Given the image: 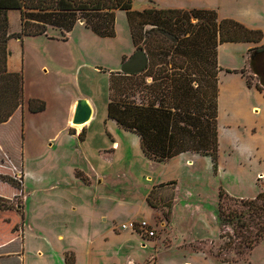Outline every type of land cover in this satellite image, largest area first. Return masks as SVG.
<instances>
[{
  "label": "rangeland",
  "instance_id": "obj_1",
  "mask_svg": "<svg viewBox=\"0 0 264 264\" xmlns=\"http://www.w3.org/2000/svg\"><path fill=\"white\" fill-rule=\"evenodd\" d=\"M132 1L136 6L145 2ZM147 5L158 7L155 0L147 1ZM7 15V31L10 33L19 31L18 11L10 10ZM114 27L115 36L107 38L96 36L78 23L67 35L66 41L47 38H61L60 31L51 27L47 29L46 35L24 37L26 57L22 73L25 97L31 93L59 92L60 99L64 101L70 92H76L79 96L89 97L93 104L87 124L76 128V125L71 123L74 128H69V131L83 130L85 142L82 145L77 136H70L67 131L65 102H62V105H51L43 113L27 112L23 118L20 111L16 110L5 125L4 122L0 124V137L9 138L13 149L20 153L19 157L22 159L19 163L18 157L0 154V174L13 176L17 180L22 177L21 199L24 206L26 235L30 239L34 235L29 224L47 222L44 216L36 217L37 196L34 186L37 181L46 182L51 179L54 172L50 169L49 156L53 155L52 157L60 164L76 160L85 174L93 176L92 185L87 188V193L81 194L87 202L81 212L82 216L91 220L92 217L96 218L97 210L98 212L108 210L109 196L113 200L117 195L118 198H122L123 195L119 194L121 192L124 194L126 190L133 192L132 198L141 195V190L149 183L150 177V181L153 182L170 178L177 180V202L171 220L170 209L175 193V182L156 184L150 193L152 207L161 211V227H158L156 220L155 225L153 224L156 232L154 237L161 233V240L156 248L150 243L141 247L140 235L116 228L131 216L140 220L148 218L149 214L136 208L135 201H132L134 199H131L128 205L122 206L112 201V215L117 224L113 233L119 232V236L116 238L105 223H96L95 229L90 227L89 230L87 227V238L97 237L91 251L92 262L182 264L184 260H189L190 264H264V238L240 254L233 248H221L228 235H232V229L219 218L217 212L219 189L234 198L243 199L253 198L259 191L264 192V99L259 100L254 93L249 95L251 104L259 107L255 108L256 113L250 116H231L229 102L224 104L225 112H222L221 116L224 117L225 123L221 117L222 120L217 126L216 172L212 170L209 156L197 153L190 155V164L180 156L160 163L151 161L141 152L135 134L122 130L114 121L106 118L107 72L120 70L121 57L129 55L133 49L124 11H115ZM14 41L11 39L8 44L12 55L17 57L19 44ZM243 47V44L238 43L221 46L219 49L221 64L242 65L245 54ZM45 59L49 69L47 73L40 71V62ZM11 63L15 65V58ZM245 75L251 77L252 84L254 80L257 82V78L248 69L245 70ZM27 101L28 99L25 101L23 98V105L27 104ZM51 136H55L53 140L49 139ZM112 140L118 142V147L117 144L115 146L117 148L111 147ZM77 144L83 148L79 156L75 149ZM51 147L55 151L53 154L49 151ZM64 167L62 165L58 169L57 172L61 171L60 175ZM100 168L110 169V176L103 184H98L96 180L99 179L94 178V169ZM258 172L262 174L256 175ZM8 191L6 188L4 192ZM19 201L20 196L13 199L0 196V240L9 234V225L5 221L10 215L7 208L13 209ZM163 221H168L165 226ZM49 224L52 225L51 222ZM16 226L14 228H17ZM41 232L40 236L35 237V242L40 240L41 243H45L47 237L52 240L50 233L45 230ZM97 232H100V237L104 235L103 237L107 239L98 238ZM220 233L226 237L220 238ZM164 236L166 240L163 243ZM183 238L193 240L182 245L176 244ZM52 242L57 248L55 252L67 246L65 240L57 241L53 238ZM14 246L16 243H12L10 247ZM71 257L73 262V256ZM222 258L228 262L221 261ZM9 264L14 262L10 261Z\"/></svg>",
  "mask_w": 264,
  "mask_h": 264
},
{
  "label": "trees",
  "instance_id": "obj_2",
  "mask_svg": "<svg viewBox=\"0 0 264 264\" xmlns=\"http://www.w3.org/2000/svg\"><path fill=\"white\" fill-rule=\"evenodd\" d=\"M17 10L20 28L8 32V11ZM124 11L133 49L121 57V69L108 75L106 116L121 129L135 134L143 155L164 162L193 152L217 161V46L224 42L260 43V29L219 19L212 9L132 8V0H0V124L23 103V77L9 71L7 41L46 35L56 28L64 38L77 21L98 37L115 36V11ZM248 70L264 91V42L247 51ZM238 72L247 87L251 77ZM45 103L31 98L28 111H42ZM73 132V131H69ZM83 130L79 137L82 138ZM0 180L20 190L18 180L0 174ZM171 183H173L171 181ZM146 201L150 206V193ZM217 212L232 235L221 248L236 252L252 248L264 238V192L253 198H234L218 190ZM220 238L226 237L220 233ZM218 256V255H217ZM223 262H228L221 259ZM65 264H73L70 255Z\"/></svg>",
  "mask_w": 264,
  "mask_h": 264
},
{
  "label": "crops",
  "instance_id": "obj_3",
  "mask_svg": "<svg viewBox=\"0 0 264 264\" xmlns=\"http://www.w3.org/2000/svg\"><path fill=\"white\" fill-rule=\"evenodd\" d=\"M147 1L149 0H145L144 4L139 6H136L132 1V8L135 10H141L143 8L150 7L149 5H147ZM155 3L159 8L212 9L216 12L217 17L219 19L222 18L234 19L240 22L241 24H243L244 26H246L247 28L260 29L261 32L262 31L264 32V0H155ZM77 23L83 25L81 22H77ZM77 23H75V25ZM69 33L70 31L66 33L64 38H54V37H47V38L66 41L68 39L67 35ZM263 36L264 35H262V39L260 43L264 42ZM24 37L25 36L21 38L9 39V41L11 39H14L15 40L14 42H16L17 45L19 44L18 45L19 54L17 57L16 55H12V52L9 49V44H8L9 41L7 43V50L9 54L7 56L6 65L9 71H20L22 73V70L25 65V57H26L25 49H24ZM237 43L244 45L243 47V49L245 50L244 63L240 66L221 64L220 56H219V49L221 48V46L225 44H237ZM260 43L256 44L253 42H224L217 46V65L219 67V70L217 72V126L219 121L222 119L223 122L225 123L224 117L221 116V113L225 112L224 111L225 103L229 102L230 115L236 117H239L240 115L241 116L254 115L253 113H256L255 108L259 109L258 106L251 104V102L249 101V95H252L253 93L257 97H259V100L261 99L262 101L264 99L263 98L264 92L257 90V88L254 86L256 80H254L253 84L250 87H247L244 78L241 76L240 73L226 72L225 69L236 70V71H239L242 68L248 69L247 51L249 48L259 45ZM14 58L16 63L15 65H12L11 60ZM40 63H41L40 71H42L43 73H47L49 69L46 59L42 60ZM107 73L109 75V71ZM78 74L79 73H77V75ZM22 77H23V73H22ZM24 84L25 83L23 78V98L25 99V101L27 99L35 98L42 100L45 103V108L42 111L35 113H41V112L43 113L51 105L56 106V105H62V102L66 103L65 125L67 126V131L70 136H77L80 144L82 145V143L85 142V135H82V138H80L79 137L80 131H73L72 133L69 132V128H74L71 126L70 121L74 111L76 100L79 99L80 97L86 99V101L91 107V114H92L93 104L90 98L84 97L83 95L79 96V94L76 92H72V93L70 92L69 97H67L64 101L60 99L59 92H54L50 94L46 92L31 93V94H27V97H25L26 89ZM57 88L60 89L58 86ZM253 89H255V91H252ZM17 110L20 111L22 118L24 117L25 114H27V112L28 113L30 112L27 109V104L23 105V103L21 107H19V109ZM8 120L6 122H8ZM6 122H4L3 124L5 125ZM86 124L87 122L84 123V125ZM54 137L55 136H51L49 139L53 140ZM10 142L11 140L9 138L0 137V154L10 155L15 158L18 157V161L19 163H21L22 159L21 157H19L20 153H16L15 149H13ZM111 142H112L111 147L113 146V144H117L118 147V142L116 140H112ZM49 145L51 146V143H49ZM75 149L77 150L79 156V152H81L83 148L78 147L77 144L75 145ZM49 151L52 152V154L55 153V151L52 150V147L49 149ZM192 154L194 153L184 152L176 156L177 157L180 156L187 163L190 164L191 163L190 155ZM52 156H49L51 157L50 169H52L51 171L54 172V174L52 175L51 179H49L48 181L46 182L37 181L36 185L34 186V191L37 196L35 203L36 217L44 216L47 222H36L34 224H29V227L32 229V231H34L33 238L31 239L28 237V235H26L25 230L27 229L24 228L25 227L24 226L25 219L23 215L24 206L21 199L22 188H23L22 183H21V189L18 190L12 187L10 184L0 180L1 197H5L7 199H13L15 197L20 196L19 203H16L13 209L7 208V211L10 212L9 213L10 215H8L9 216L8 220L5 221L9 225V234L7 235L6 238L0 240V264H9L10 261H13L14 264H65L66 255L73 256V264H96L91 261V251L95 246L94 240L97 239V237L90 239L87 238L86 236V231L88 230L87 227H89V230L91 228L95 229L96 223L97 224L105 223V225H108L106 227L107 228L109 227L108 230L112 234H114V236L117 238L119 236V232L113 233L115 231L114 226L117 224L112 215V209H111L112 201H115V204L117 203V205L122 206L123 204L128 205V202H130L131 199H134L132 201L133 202L135 201L136 208L141 209V211H145L147 214H149V216H147L148 218L146 217L144 218L142 216V218H144L143 220L148 221V223L153 229H154L153 224L155 223V220L159 225L158 227H161V217H160L161 211L156 208H153L146 201L147 192H149L151 189H153V187L156 184L159 183L171 182V181L175 182L174 184L175 193L173 196V202L171 204L169 220L172 219L175 203L177 202L176 200L177 180L174 178H170L159 182L155 180L153 182L150 181L151 177L148 178L149 183H147L144 190L143 189L141 190L142 193L141 195H137L136 197L134 196L135 198L134 197L132 198L131 194L133 192L126 190L124 194L122 192L119 194V196L123 195L122 198L120 197L118 198L117 195L113 200L112 197L109 196L108 210H104V211L100 210V212H98L97 210L96 218L92 217L93 220L82 216L81 212L84 209L87 202L85 198H82L83 196L81 194L85 192L87 193L88 190L87 188L90 185H92L93 176L89 177L87 173L85 174V172L80 169V166H78L76 160H73L68 164L67 163L60 164V162H58V160H55ZM62 165L65 166L63 170L64 174L62 173L60 175L61 171L60 172L57 171L62 167ZM212 170H214L215 172L217 171V161H216L215 169L212 167ZM109 172L110 169H106V168L105 169L100 168L98 170L94 169V175H95L94 178L99 179V180L95 179L97 183L103 184V182L109 178L110 176ZM261 174H262L261 172L256 173V175H261ZM6 188L9 190L8 192H4ZM130 220H139V219L133 218L131 216L125 222H128ZM49 222H51L52 225H50ZM167 222L168 221H163L162 223L165 226ZM17 223L19 224V226H16ZM15 226L17 228H14ZM116 228L125 231L127 230L130 233H136L138 236L140 235L139 237L141 239V244H140L141 247H144L146 244L150 243L153 247L156 248L158 245L157 243L159 242V240H161V233L156 237H154L156 234H154V236L149 237L147 235H143L136 231L123 229L121 228V226ZM43 230L47 231L48 234L50 233L49 234L50 236L52 235V240L53 238H55L57 241L65 240L67 246L55 252L57 248L54 246L52 240L49 237L46 238L47 241L45 243H41L40 240L39 242H35V237L40 236L42 233L41 231ZM97 233H99L97 235L99 238L100 232ZM103 236L104 235H101V237ZM102 239L106 240L107 238L103 237ZM165 240H166V236H164L163 243ZM192 240L193 238L187 240L183 238L182 241H179L176 244L182 245L183 243L185 244L188 241H192ZM12 243H16V246L10 247ZM128 264H133V263L130 262ZM182 264H190V261L184 260Z\"/></svg>",
  "mask_w": 264,
  "mask_h": 264
},
{
  "label": "water",
  "instance_id": "obj_4",
  "mask_svg": "<svg viewBox=\"0 0 264 264\" xmlns=\"http://www.w3.org/2000/svg\"><path fill=\"white\" fill-rule=\"evenodd\" d=\"M90 116L91 107L86 99H77L70 122L74 125L84 124L89 120Z\"/></svg>",
  "mask_w": 264,
  "mask_h": 264
},
{
  "label": "built area",
  "instance_id": "obj_5",
  "mask_svg": "<svg viewBox=\"0 0 264 264\" xmlns=\"http://www.w3.org/2000/svg\"><path fill=\"white\" fill-rule=\"evenodd\" d=\"M121 228L123 229H130L131 231H136L139 232L143 235L147 236H154L155 231L154 229L150 226V224L143 219L140 220H130L128 222L122 223Z\"/></svg>",
  "mask_w": 264,
  "mask_h": 264
},
{
  "label": "bare ground",
  "instance_id": "obj_6",
  "mask_svg": "<svg viewBox=\"0 0 264 264\" xmlns=\"http://www.w3.org/2000/svg\"><path fill=\"white\" fill-rule=\"evenodd\" d=\"M85 123H86V122H85ZM83 125H84V124H79V125H76L75 127H76V128H80V127H83ZM115 146H116V144H113V147H115Z\"/></svg>",
  "mask_w": 264,
  "mask_h": 264
}]
</instances>
